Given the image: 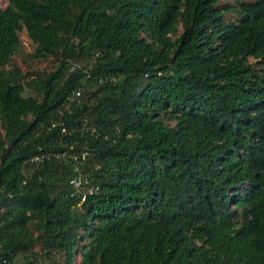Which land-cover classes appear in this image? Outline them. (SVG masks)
I'll return each instance as SVG.
<instances>
[{
	"label": "trees",
	"instance_id": "16d2710c",
	"mask_svg": "<svg viewBox=\"0 0 264 264\" xmlns=\"http://www.w3.org/2000/svg\"><path fill=\"white\" fill-rule=\"evenodd\" d=\"M0 264H264V0L0 3Z\"/></svg>",
	"mask_w": 264,
	"mask_h": 264
},
{
	"label": "rangeland",
	"instance_id": "374dc122",
	"mask_svg": "<svg viewBox=\"0 0 264 264\" xmlns=\"http://www.w3.org/2000/svg\"><path fill=\"white\" fill-rule=\"evenodd\" d=\"M5 0H0V3L3 5ZM19 38L21 43V50L24 55L27 56V59L29 60L30 53L33 51L35 44L28 38L26 35L25 30H22L19 32ZM31 64L34 66V68H41L46 70L53 69V60L51 57L48 58H39V59H33L30 58ZM78 66H83V62H77Z\"/></svg>",
	"mask_w": 264,
	"mask_h": 264
},
{
	"label": "built area",
	"instance_id": "2783aa9c",
	"mask_svg": "<svg viewBox=\"0 0 264 264\" xmlns=\"http://www.w3.org/2000/svg\"><path fill=\"white\" fill-rule=\"evenodd\" d=\"M71 69H74V66H71ZM85 150H87V149H85ZM89 154H90L89 152L84 151L83 154L81 155V158L82 159H85ZM54 156L56 158H59V159L60 158H63L64 160H67L65 152L55 153ZM41 158H42V156L37 155V156H35V157L32 158V161L33 162H35V161H41ZM73 159H76V157H74Z\"/></svg>",
	"mask_w": 264,
	"mask_h": 264
}]
</instances>
